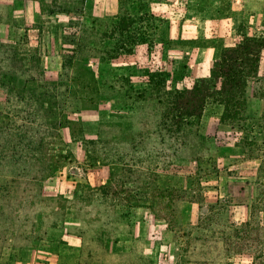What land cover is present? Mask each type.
Wrapping results in <instances>:
<instances>
[{
    "label": "rangeland",
    "instance_id": "1",
    "mask_svg": "<svg viewBox=\"0 0 264 264\" xmlns=\"http://www.w3.org/2000/svg\"><path fill=\"white\" fill-rule=\"evenodd\" d=\"M44 1L42 13L38 0H0V78L5 75L0 79V264H17L22 250L45 245L58 264H250L248 254L230 255L218 238L230 224L249 221L253 205L264 200V174L259 172L264 161V111L245 128L224 126L222 137L231 138L225 142L242 145L232 154L219 157L216 144L221 140H209L210 152L201 155V163L175 160L165 171L138 183L148 182L154 190L146 197H160L163 203L177 201L183 195L175 190L186 188L184 197L204 200L203 210L187 201L176 208L177 216L168 210L158 220L149 209L130 208L128 196L117 185L121 173L100 158L101 164L92 161L100 132L96 124L118 125L130 136L143 127L152 108L119 105L122 96L108 91L109 83L118 84L116 90L124 95L128 83L143 91L150 88L151 74L163 73L170 86L189 88L190 76L203 75L194 70L197 63L204 66L201 56L207 55V46L226 47L225 22L218 20L227 15L232 0H221L219 16L214 9L218 0H123L122 6L119 0H64L72 3L67 6L71 14L60 13L63 0ZM206 5L213 7L199 14ZM124 15L136 21L139 45L133 55L104 62L100 57L74 60L81 69L100 74L98 84L105 90L98 109L66 114L68 122L76 123L71 125L74 133L70 126H60L64 57L89 56L84 49L94 43L101 52L112 48L117 41L103 35H110ZM175 17L178 23L170 28L168 22ZM184 17L189 21L185 28L178 25ZM255 20L247 15L244 23ZM77 38L81 48L64 43ZM71 49L84 51L79 55ZM24 52H38L41 61L29 58L21 65L19 54ZM71 88L74 93L83 89L78 84ZM115 128H109L113 131L109 140L118 138ZM60 151L68 156L61 169ZM249 152L261 160L251 158ZM43 155L51 162H40ZM92 164L95 167L88 170ZM51 166H57V172L46 177ZM64 170L72 177L66 188L60 187ZM199 180L201 191H197ZM258 218L264 226L263 214ZM60 226L77 236L71 244L78 240L80 247L65 253L61 261ZM260 238L264 249V230Z\"/></svg>",
    "mask_w": 264,
    "mask_h": 264
},
{
    "label": "trees",
    "instance_id": "2",
    "mask_svg": "<svg viewBox=\"0 0 264 264\" xmlns=\"http://www.w3.org/2000/svg\"><path fill=\"white\" fill-rule=\"evenodd\" d=\"M77 1L82 3V0ZM38 2L41 12L44 13L45 1L38 0ZM119 2L122 6L123 0H119ZM60 5L62 6L60 13H73L67 8L72 5L71 2L63 0ZM80 13L84 14L82 10ZM74 21L72 18L70 24ZM259 22L263 26L262 37H250L244 34L234 47L219 46V58L212 63L210 75L206 78L193 80L189 88L178 89L170 86L163 73L151 74L150 88L143 91H135L128 83L127 90L124 91L126 96L116 90L118 84L109 83L108 91L122 96L117 99L119 105H138V108H142L141 106L152 107L151 111L147 113L143 127L129 134L130 136H126L122 132L123 128L118 125L96 124V127L100 128V132L97 134L98 140L95 142L97 156L95 158L92 156V161L101 164L100 158L107 161L108 165L110 163L114 171L121 173V179L117 185L122 187L128 196L125 200L130 208L149 209L158 220L164 219L166 217L164 213L168 210L177 216L176 208L179 210L180 207H183L182 204L184 205L187 201L198 204L200 210H203L204 200L184 197L188 193L186 188L175 190L177 194L183 195L178 196L177 201L163 203L160 201V197H155V200L146 197L150 191L154 190L153 186L148 182L142 185L138 183L143 179L150 180L152 176L165 171L174 164L175 160L202 162L201 155L208 154L211 147L210 141L206 137V113L221 110L220 121L225 125L240 124L245 128L250 122L247 114L248 81L264 78V19ZM135 24V20L124 15L115 24L110 35L106 33L103 35L105 39L117 41L112 48H106L101 52L94 43L84 49L90 51L89 56L64 57V72L60 75V117L63 119L60 126L75 125L76 123L68 122L67 113L76 114L84 109L96 110L104 97L105 90L98 84L100 74L96 75L88 68L81 69L79 64L74 63V60L100 57V60L104 62L112 61L122 55H133L134 48L139 45ZM115 35H119L121 39L119 40ZM105 39L103 40L105 41ZM80 41L81 39L77 38L75 41L65 40L64 43L81 48ZM78 50L71 49L70 51L75 54L84 51ZM111 53H116V55H111ZM19 55L21 56L20 64L24 66L25 61L29 58H35L36 62L41 61L38 52H32V54L24 52ZM4 78L5 75L2 74L0 79ZM74 84L82 85L83 89L74 93L71 88ZM108 91L106 90V93ZM262 119L264 121V115ZM110 127H117L113 130L118 138L109 140L110 132L113 133L110 131ZM71 128L74 133L77 132L75 127ZM2 132L3 130L0 133ZM73 138L76 137L73 136ZM236 145L242 146L237 143ZM249 156L261 160V156L255 155L253 152H249ZM67 158L68 156L63 155L60 151V169L64 166V161ZM38 160L51 162L45 155ZM95 165L92 164L89 167L94 168ZM57 169V166H51L46 177L55 175ZM198 170H200L199 167ZM259 172L264 174V161H262ZM36 179L44 180V178ZM110 184L114 185L115 183L110 182ZM197 185L199 186L197 191H201L203 186L200 180L197 181ZM135 194L137 195L134 196ZM139 195H143L144 198H140ZM217 198V203L221 202L220 196ZM132 201L136 202L132 204ZM252 208V218L249 221L230 224L222 232L218 241L222 242L230 255L242 257L248 254L250 264H264V249L260 238L264 226L258 220V216L260 217L261 214L264 216V200L258 201V204H254Z\"/></svg>",
    "mask_w": 264,
    "mask_h": 264
},
{
    "label": "crops",
    "instance_id": "3",
    "mask_svg": "<svg viewBox=\"0 0 264 264\" xmlns=\"http://www.w3.org/2000/svg\"><path fill=\"white\" fill-rule=\"evenodd\" d=\"M218 6L214 9H216V15H220L222 13V1L218 0ZM227 3V2H226ZM232 4V6H231ZM215 5V4H213ZM213 5H206L204 9L198 10V13L203 15L207 13V10ZM228 11H226L227 15L222 16L220 20H218L220 23L225 22L223 25L226 26V35L225 40H223L226 47H234L240 40L242 31L245 32L247 36L250 37H262L263 36V26L259 22V20L264 19V0H232L231 3H229ZM247 15H250L252 18H254L255 21L252 22V24H245L244 20ZM177 17L174 19H171V21L168 22L169 27L173 28V25H177ZM201 19V18H200ZM182 23H179L178 25L183 26L185 28L186 23L189 22L185 17L182 18L180 21ZM174 23V24H172ZM204 25H208V21L206 20ZM221 24H218L217 26H220ZM201 27H203V23L200 24ZM242 26L246 27V30H241ZM185 34H183L184 36ZM209 48V51L206 56H201L202 63H197L195 66V73H202V76H197L193 78L190 76V78L193 79H201L206 78L210 75V68L212 63L219 58V49L215 45L207 46ZM188 87L191 86V82ZM260 91V94H256V92ZM261 93H263L261 95ZM264 111V78L263 79H250L248 81V88H247V114L248 117L253 120L254 118L260 117V113ZM216 113V114H215ZM221 117V110H216L215 112H209L206 113L205 121H206V137L208 140L211 141H217L221 140L220 143H218L217 146V153L219 157H225L229 153L232 154L233 151L238 150L242 148L241 146L236 145V143H226V139H231L230 137H222V132L224 131L225 124H222L220 121ZM210 131V132H209ZM212 133V134H210ZM230 134V132H229ZM224 139V141H222ZM234 149V150H233ZM243 150V149H242ZM230 154V155H231ZM242 155H247L246 151H242ZM92 168L88 169L91 170ZM72 177L68 174L66 175L65 170L60 172V187H68V185L71 183ZM105 182V181H104ZM102 181V183H104ZM70 186V185H69ZM189 202V201H188ZM186 203V202H185ZM184 203V204H185ZM193 204V202H190ZM184 207V206H183ZM200 210V208H199ZM61 211V209H60ZM65 213V216H68L67 212L61 211ZM60 212V213H61ZM60 235L62 236L60 239L64 240V243H60V261L63 260L62 257H66L64 254L67 252H73L74 251H80L79 245H77L78 240H76V244H71V240L73 238H77V236L73 235L70 231V229H67L65 227L60 226ZM78 239V238H77ZM61 241V240H60ZM42 246L38 247H28L24 250H22L20 260L17 264H58L57 257L52 253V249H50L49 246L45 245L43 248ZM79 253V252H78ZM78 255V254H76ZM56 258V259H55Z\"/></svg>",
    "mask_w": 264,
    "mask_h": 264
}]
</instances>
